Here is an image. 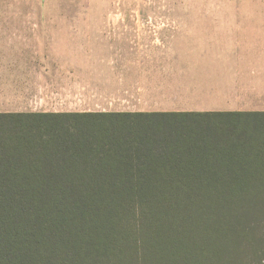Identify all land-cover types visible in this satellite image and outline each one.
Listing matches in <instances>:
<instances>
[{"label":"trees","instance_id":"trees-1","mask_svg":"<svg viewBox=\"0 0 264 264\" xmlns=\"http://www.w3.org/2000/svg\"><path fill=\"white\" fill-rule=\"evenodd\" d=\"M0 264H264V113L0 114Z\"/></svg>","mask_w":264,"mask_h":264},{"label":"crops","instance_id":"crops-1","mask_svg":"<svg viewBox=\"0 0 264 264\" xmlns=\"http://www.w3.org/2000/svg\"><path fill=\"white\" fill-rule=\"evenodd\" d=\"M210 112L264 113V0H227L225 17L0 16V114Z\"/></svg>","mask_w":264,"mask_h":264},{"label":"rangeland","instance_id":"rangeland-1","mask_svg":"<svg viewBox=\"0 0 264 264\" xmlns=\"http://www.w3.org/2000/svg\"><path fill=\"white\" fill-rule=\"evenodd\" d=\"M0 16L57 19L226 16L227 0H4Z\"/></svg>","mask_w":264,"mask_h":264}]
</instances>
